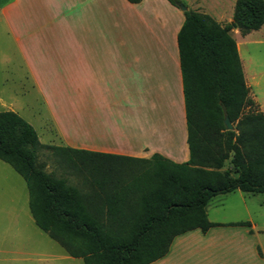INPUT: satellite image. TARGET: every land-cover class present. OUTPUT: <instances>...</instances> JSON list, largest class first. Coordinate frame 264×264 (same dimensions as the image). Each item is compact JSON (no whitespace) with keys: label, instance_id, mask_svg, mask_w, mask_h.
<instances>
[{"label":"trees","instance_id":"obj_1","mask_svg":"<svg viewBox=\"0 0 264 264\" xmlns=\"http://www.w3.org/2000/svg\"><path fill=\"white\" fill-rule=\"evenodd\" d=\"M183 12L177 40L187 161L43 144L17 112L0 111V159L25 178L36 223L85 264H150L177 235L217 225L207 213L214 197L264 193V113L249 94L232 24L193 9ZM233 19L245 34L259 29L264 0H236ZM224 110L234 130L226 128ZM39 147L82 173L86 190L44 170L34 153Z\"/></svg>","mask_w":264,"mask_h":264},{"label":"crops","instance_id":"obj_2","mask_svg":"<svg viewBox=\"0 0 264 264\" xmlns=\"http://www.w3.org/2000/svg\"><path fill=\"white\" fill-rule=\"evenodd\" d=\"M182 1L200 10L199 0ZM0 14L52 122L53 143H41L141 158L159 153L179 163L189 159L180 7L169 0H5ZM246 83L264 113V100ZM26 185L33 220L53 239L36 223ZM251 195L256 194L236 190L216 196L213 216L210 204L207 213L217 225L177 235L150 264H264V222L252 217ZM259 206L264 214V201ZM240 221L250 225L231 224Z\"/></svg>","mask_w":264,"mask_h":264},{"label":"rangeland","instance_id":"obj_3","mask_svg":"<svg viewBox=\"0 0 264 264\" xmlns=\"http://www.w3.org/2000/svg\"><path fill=\"white\" fill-rule=\"evenodd\" d=\"M4 1L0 0V5ZM199 1L202 6L199 5L200 10L197 11L210 15L223 25L232 24L231 34L239 42L246 79L252 89L259 92L260 99L264 100V24L245 34L233 19L236 0ZM253 81H258L259 85H253ZM261 86L263 88L260 89ZM4 110H13L28 121L37 131L41 142L53 143L52 122L46 104L32 86L16 42L0 14V111ZM34 153L37 163L42 164L48 173L86 190L88 182L85 176L63 165L51 149L39 147ZM227 166L229 161L225 164ZM263 201L264 194L251 195L252 217L260 224L264 222V214L259 206ZM215 202L214 197L209 203L211 216ZM261 236L263 239L264 235ZM0 264H85L82 258L69 256L58 242L37 227L28 207L25 179L1 159Z\"/></svg>","mask_w":264,"mask_h":264},{"label":"water","instance_id":"obj_4","mask_svg":"<svg viewBox=\"0 0 264 264\" xmlns=\"http://www.w3.org/2000/svg\"><path fill=\"white\" fill-rule=\"evenodd\" d=\"M180 8L184 11L187 10V6L184 3L180 4ZM224 124L226 125V128L229 130H234L235 129V125L232 123V121L230 120L229 116L226 114V110H224Z\"/></svg>","mask_w":264,"mask_h":264},{"label":"bare ground","instance_id":"obj_5","mask_svg":"<svg viewBox=\"0 0 264 264\" xmlns=\"http://www.w3.org/2000/svg\"><path fill=\"white\" fill-rule=\"evenodd\" d=\"M131 118H132V115H131ZM127 119H128V118H127ZM132 119H133V121H134V127H135V126H136V124H135V121H136V120H134V117H133ZM130 122H131V121H130ZM136 123H137V121H136ZM137 124H138V123H137ZM131 125H132V124H131ZM128 126H129V125H128ZM138 126H139V125H138ZM126 128H127V127H126ZM137 128H138V127H137ZM134 129H135V128H133V129L131 128V132H132ZM134 131H135V130H134ZM134 131H133V132H134ZM132 135H133V133H132ZM134 135H136V134H134Z\"/></svg>","mask_w":264,"mask_h":264}]
</instances>
